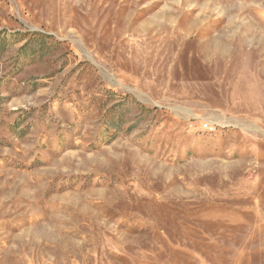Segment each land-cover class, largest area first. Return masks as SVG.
I'll list each match as a JSON object with an SVG mask.
<instances>
[{"label": "rangeland", "instance_id": "obj_1", "mask_svg": "<svg viewBox=\"0 0 264 264\" xmlns=\"http://www.w3.org/2000/svg\"><path fill=\"white\" fill-rule=\"evenodd\" d=\"M0 264H264V0H0Z\"/></svg>", "mask_w": 264, "mask_h": 264}, {"label": "built area", "instance_id": "obj_2", "mask_svg": "<svg viewBox=\"0 0 264 264\" xmlns=\"http://www.w3.org/2000/svg\"><path fill=\"white\" fill-rule=\"evenodd\" d=\"M206 126H208V125H206Z\"/></svg>", "mask_w": 264, "mask_h": 264}]
</instances>
